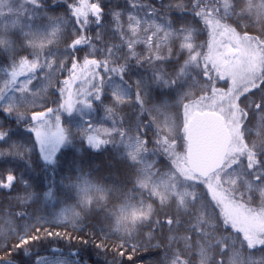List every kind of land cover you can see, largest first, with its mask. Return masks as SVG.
<instances>
[{"label": "snow or ice", "instance_id": "obj_1", "mask_svg": "<svg viewBox=\"0 0 264 264\" xmlns=\"http://www.w3.org/2000/svg\"><path fill=\"white\" fill-rule=\"evenodd\" d=\"M0 65V264H264V0H0Z\"/></svg>", "mask_w": 264, "mask_h": 264}, {"label": "trees", "instance_id": "obj_2", "mask_svg": "<svg viewBox=\"0 0 264 264\" xmlns=\"http://www.w3.org/2000/svg\"><path fill=\"white\" fill-rule=\"evenodd\" d=\"M58 3H63V0H57ZM155 2V0L153 1ZM63 9H59L57 14H59V12H62ZM255 34V33H253ZM204 41H206V34H204L203 36ZM109 42H113V41H109ZM64 43H61L59 45V47L62 49L64 47ZM83 55V53L81 54ZM61 59H63V57H61ZM181 63H182V59H181ZM70 66V64H69ZM0 67H6V65H0ZM58 78L59 79H64L68 76L67 71H65L64 73L60 74L58 73ZM3 81L0 80V84ZM34 84H36V81H33ZM45 87V84H37V88H43ZM51 91V90H49ZM76 91V86H73V92ZM58 95V94H57ZM49 102L46 105L47 107H56V104H53L51 102V97H48ZM43 102V99L41 97H39V100H37V103L40 104ZM59 103V100L57 99V104ZM22 110V109H21ZM36 110H43V108H37ZM100 113H103L102 111ZM66 123V121H65ZM151 138V137H150ZM80 147V143L79 141L76 144L75 148H64L62 149L61 153H58V155L61 156V162L64 165V170L67 169L68 166V162L72 161L73 159H75L77 162H79L80 160H84L85 163V171H88L90 168L95 169V171L93 172V177L96 179H103L109 176V170L106 167L108 161H109V152H99V153H94L93 150L91 149H87V145H84V148L86 150H82L77 152L76 148ZM149 147H152V145L150 144ZM178 151L182 150V149H177ZM151 159H155L157 160V166L161 167L162 164L165 163L164 160H162L160 157H152ZM90 161V164L87 163ZM151 162V160L149 161ZM114 178V177H113ZM56 180L59 181L60 180V174H58L56 176ZM111 182V180H109V183ZM201 188H203V186H201ZM205 193L207 192L206 189H204ZM210 199V197H209ZM55 201H50L48 204V207H43L41 205H36L33 204L28 208L29 212H32L35 208L40 207L41 212L47 214L50 212H54V211H59V208L62 207L63 205H56L55 208L52 207V204H54ZM69 203H71V201H69ZM19 208H8V202L7 200H4L2 202H0V215H3L5 212L11 211V212H15V211H19ZM217 212H219V209H217ZM5 219H7V217H5ZM89 223H95V221H90ZM0 226L2 227H7L6 224L3 223V221H0ZM55 230L57 231H61L64 232L66 231L65 228L63 227H58ZM67 231H71V229H67ZM86 231H88V229H86ZM145 231H147V229H145ZM0 243H3V240H0ZM108 245H109V252L107 255H105L103 252H100L99 254H97V251L93 250L90 252V256L91 259H88V254L85 255V262L86 264H156V261L158 259V257L155 254V250L154 249H149L148 251H145L144 249H140L135 255L132 256V259L129 260L128 256L131 253V248H128L125 250V254L123 257H119L118 253L113 252L112 251V247L115 244L119 243V240L116 237H113L112 239H109L107 241ZM11 242H9V246H10ZM52 247H56L59 248L61 250H63L64 252H71V251H76L79 248V244L77 243V240H72V241H68L66 239H59L56 240L55 238L53 239V242L51 244L45 242V248H52ZM92 247V246H90ZM8 249L4 248L3 250H0V257H3L6 255ZM40 254H46L44 251H41ZM22 255V254H21ZM231 255V254H230ZM247 255V253L245 254ZM17 259H19V257H17ZM34 259V258H33ZM227 259V257H226ZM252 260H261L264 259V251L261 250H256L254 252V254L251 256Z\"/></svg>", "mask_w": 264, "mask_h": 264}, {"label": "flooded vegetation", "instance_id": "obj_3", "mask_svg": "<svg viewBox=\"0 0 264 264\" xmlns=\"http://www.w3.org/2000/svg\"><path fill=\"white\" fill-rule=\"evenodd\" d=\"M153 1L154 0H142V2H145V3H150V2H153ZM205 34H206V41H207L208 40L207 32H205ZM138 50H140V47H138ZM221 84H222V81L218 85H221ZM256 197H257L256 203L258 204L259 203V194L258 193L256 194Z\"/></svg>", "mask_w": 264, "mask_h": 264}, {"label": "rangeland", "instance_id": "obj_4", "mask_svg": "<svg viewBox=\"0 0 264 264\" xmlns=\"http://www.w3.org/2000/svg\"><path fill=\"white\" fill-rule=\"evenodd\" d=\"M1 84H2V83H1ZM218 84H220V82L217 83V87H219V88H225V89H226L227 86H228L227 83H225V82H223V81H222V84H221V85H218ZM196 95L198 96V95H200V93L197 92ZM37 100H39V97H38ZM100 115L102 116L103 113H100ZM164 161H165V160H164ZM165 163H167V161H165Z\"/></svg>", "mask_w": 264, "mask_h": 264}, {"label": "water", "instance_id": "obj_5", "mask_svg": "<svg viewBox=\"0 0 264 264\" xmlns=\"http://www.w3.org/2000/svg\"><path fill=\"white\" fill-rule=\"evenodd\" d=\"M42 111V110H41Z\"/></svg>", "mask_w": 264, "mask_h": 264}]
</instances>
